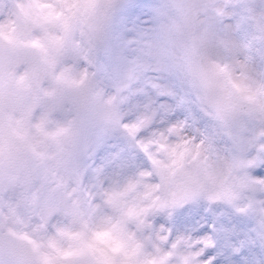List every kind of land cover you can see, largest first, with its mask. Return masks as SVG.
Segmentation results:
<instances>
[{"label":"rangeland","instance_id":"374dc122","mask_svg":"<svg viewBox=\"0 0 264 264\" xmlns=\"http://www.w3.org/2000/svg\"><path fill=\"white\" fill-rule=\"evenodd\" d=\"M261 3L0 0V264H195L188 237L169 241L153 221L194 197L242 202L250 187L247 150L264 147V13L242 18L244 37L220 22L229 5ZM131 83L143 106L199 132L148 141L150 169L121 127ZM189 207L203 222H247Z\"/></svg>","mask_w":264,"mask_h":264},{"label":"snow or ice","instance_id":"6c2138e0","mask_svg":"<svg viewBox=\"0 0 264 264\" xmlns=\"http://www.w3.org/2000/svg\"><path fill=\"white\" fill-rule=\"evenodd\" d=\"M232 15L225 17L220 22V27L225 25H237V35L244 37L246 28L243 17L248 15L249 10L253 13H264V3L261 4H237L229 5ZM256 50L260 54L261 66H264V45H258ZM253 58H254V52ZM138 83V81L136 82ZM150 87V86H149ZM153 91H155L153 89ZM125 97L122 110L124 115L121 120V127L126 135L135 142L136 147L143 153L146 161L144 169H150L151 160L149 153L145 151L148 141L157 136L166 135L169 140L175 139L173 130L180 127L181 132H187L189 125L187 120L180 121L178 118L171 122L173 118L163 119L159 110L153 111L155 106L145 107L140 103L141 94L135 90V85L131 83L122 93ZM162 104L163 101H160ZM183 122V127L181 123ZM193 130V126L191 125ZM198 130H193L192 139L198 140ZM264 144V140L260 141ZM155 148V145L153 146ZM247 176L250 187L245 191L242 202L232 204L211 199L192 198L174 207L170 216H160L153 221V227L166 230L169 241L174 242V237L186 236L191 242V251L197 253L195 264H253L254 253L261 256V264H264V147H252L247 150ZM259 170L260 174H254ZM204 202L211 211L215 206H227L234 209L241 217H247L246 225H238L236 229L232 224L236 223V218L231 221L227 216H221L218 221L207 222L200 220L201 213L192 210L189 206L194 203ZM207 215V212L205 213ZM231 215V212L228 213ZM228 231H221L220 226ZM240 228L244 232L236 233ZM247 258V259H246Z\"/></svg>","mask_w":264,"mask_h":264},{"label":"water","instance_id":"95a60500","mask_svg":"<svg viewBox=\"0 0 264 264\" xmlns=\"http://www.w3.org/2000/svg\"><path fill=\"white\" fill-rule=\"evenodd\" d=\"M242 110L246 111V108L244 106H241L240 107Z\"/></svg>","mask_w":264,"mask_h":264}]
</instances>
